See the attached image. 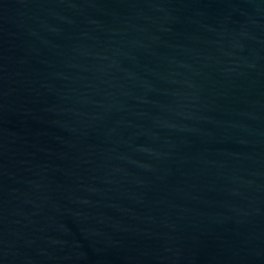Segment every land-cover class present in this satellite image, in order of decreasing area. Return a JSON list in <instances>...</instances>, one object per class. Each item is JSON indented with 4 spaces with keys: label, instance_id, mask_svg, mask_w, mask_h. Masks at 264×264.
I'll use <instances>...</instances> for the list:
<instances>
[{
    "label": "water",
    "instance_id": "water-1",
    "mask_svg": "<svg viewBox=\"0 0 264 264\" xmlns=\"http://www.w3.org/2000/svg\"><path fill=\"white\" fill-rule=\"evenodd\" d=\"M0 264H264V0H0Z\"/></svg>",
    "mask_w": 264,
    "mask_h": 264
}]
</instances>
